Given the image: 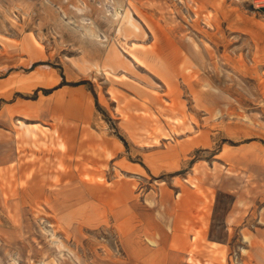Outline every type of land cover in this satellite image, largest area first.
Returning a JSON list of instances; mask_svg holds the SVG:
<instances>
[{
    "label": "rangeland",
    "instance_id": "obj_1",
    "mask_svg": "<svg viewBox=\"0 0 264 264\" xmlns=\"http://www.w3.org/2000/svg\"><path fill=\"white\" fill-rule=\"evenodd\" d=\"M209 10L213 39L181 0H0V264H264V0Z\"/></svg>",
    "mask_w": 264,
    "mask_h": 264
},
{
    "label": "bare ground",
    "instance_id": "obj_2",
    "mask_svg": "<svg viewBox=\"0 0 264 264\" xmlns=\"http://www.w3.org/2000/svg\"><path fill=\"white\" fill-rule=\"evenodd\" d=\"M222 0H181V2L183 4L186 5L187 10L190 12H192L196 18L195 23L193 24L194 27L197 28V30L202 33L203 35H207L209 38L213 39V37L216 35V33H209V31L205 32L200 29L198 27V21L199 19H203L205 20L206 24L208 25V27H211L213 30L215 29L216 32L220 31V20L217 19L215 17V14L209 10V7H212L216 12H218V10H220V4H221ZM240 1V0H239ZM241 4H243L242 2H239ZM222 8V6H221ZM138 12L140 13L142 20L145 21V23L149 26V31L152 34L153 38L155 39V42L153 43V48H155L157 52L162 53V49L161 45L164 44L166 46H168L169 48H173L174 47V42L171 39L170 32L167 30L165 32L164 29H161L160 26L155 23L153 20H151V18L149 16H147L142 9H138ZM118 15V12L115 14V16ZM223 18H225V20H229L230 25V29L234 30V29H240L241 28L235 26V23H233L232 17L229 15H227V13H222ZM85 32H84V36H92V37H98V35L96 34L95 30H93L91 27L88 26H84L81 25ZM134 30H139L138 26L135 25V29ZM212 30V32H213ZM214 30V31H215ZM243 32V31H242ZM245 33V32H244ZM249 34L252 36V39L257 43V42H261L264 39V30L262 31H251L249 32ZM32 45H36V43H38V41L33 37L32 38ZM175 48H173V51L175 52ZM132 56L134 57V59L138 62H141V60L139 59V57L134 53L129 51ZM20 124H22V121L19 120ZM65 147L64 144L59 145V149L63 150ZM108 156H110V154H107ZM243 163V165H241L242 167L241 169V173H248L249 175H247L245 177V179L243 180L245 183H251L253 178V173L251 174L253 167H249L248 163L245 162V158L242 159L241 161ZM248 162V161H247ZM129 167V166H127ZM79 183L80 186H83L85 191H87L88 194H96L99 195L100 198H108V197H113V196H118V198L122 201V200H127L129 198L132 197V193L130 192V190L128 189V186L126 183H122V185L119 186V189L117 190H113L115 188L107 189L105 184L107 183L106 177L105 175H99L97 177H93L91 178L88 175H84V178H80L79 179ZM188 180V179H187ZM11 184V183H9ZM195 185V184H194ZM193 185V186H194ZM15 187V183H12V189L11 191L13 192V195H15L17 193V190L14 188ZM46 183L43 180H35L34 182H29L27 183V185L24 188V191L29 194V195H37V197L42 198L44 195L46 196V203L47 205L53 210V212H56L58 210V208H62V205L60 204L59 207H54L53 203L51 201H49L48 196L46 195ZM77 191V190H76ZM117 191V192H116ZM38 206L42 207V202L38 203ZM40 210H43V208H41ZM48 214V213H47ZM190 232L192 233V245L196 242V241H201L205 239V231H200L198 228H190ZM248 242L250 244H252L251 239H248ZM155 240H150V244H155ZM184 247H186V243L183 245ZM187 260L189 262L192 263H197V264H210L209 262H202L200 261L198 258H195V255H193L192 251H189V256L187 257ZM52 262L55 263V260H53Z\"/></svg>",
    "mask_w": 264,
    "mask_h": 264
}]
</instances>
